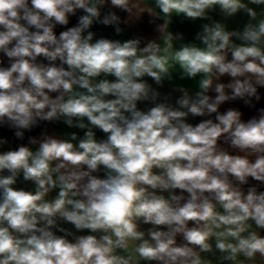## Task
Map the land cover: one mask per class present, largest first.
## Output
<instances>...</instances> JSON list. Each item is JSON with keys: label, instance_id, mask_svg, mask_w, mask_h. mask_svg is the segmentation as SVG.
Here are the masks:
<instances>
[{"label": "clouds", "instance_id": "obj_1", "mask_svg": "<svg viewBox=\"0 0 264 264\" xmlns=\"http://www.w3.org/2000/svg\"><path fill=\"white\" fill-rule=\"evenodd\" d=\"M262 90L264 0H0V127L83 131L0 150V264H264Z\"/></svg>", "mask_w": 264, "mask_h": 264}, {"label": "crops", "instance_id": "obj_2", "mask_svg": "<svg viewBox=\"0 0 264 264\" xmlns=\"http://www.w3.org/2000/svg\"><path fill=\"white\" fill-rule=\"evenodd\" d=\"M240 19L241 18H237V20L232 21L230 23V26L235 27L237 25V22ZM201 23H203V21L198 20V21L192 22V21L183 20L182 18H177L172 25V29L173 31L184 33L187 40H192L195 32L199 30ZM153 27H154L153 25L148 23V17L145 16L143 19V22L138 23L137 25L128 28L125 31V33L120 37L115 36L114 30L111 27H104V26L96 25L94 26L93 30L96 31L98 37L103 35L109 38L127 39L135 34L153 36L154 35ZM178 84L189 86L191 90H195V82L190 81V80H184V81L175 80L173 83L166 82L164 87L161 88L160 90L165 93L171 92L172 88ZM144 106L145 105L143 104L140 105V107H144ZM234 106L241 108L245 112L246 116L250 114L249 109L245 108L242 103H237ZM262 106H264V99H262V101L257 105V107H262ZM224 107H228V105H225ZM199 119L200 118H192L190 119V122L196 123L198 122ZM42 132H46L47 134L54 135V136L61 137V138H66L67 134L71 132H77L80 136L83 135L82 130H79L76 128H69L67 125H65L62 122L48 123L47 126L42 130ZM41 133L39 134V136L41 135ZM97 137L104 138V134L97 130ZM0 138L5 139L1 133H0ZM9 149H14L9 143L5 144L2 148H0V150H9ZM252 183H255V182H252ZM17 187H23V188L31 190L33 189L34 186L30 182L26 183L21 180V182H18ZM261 190H264V187H262ZM52 195H55V193H53ZM63 226L68 227V228L72 227L71 225H63Z\"/></svg>", "mask_w": 264, "mask_h": 264}, {"label": "trees", "instance_id": "obj_3", "mask_svg": "<svg viewBox=\"0 0 264 264\" xmlns=\"http://www.w3.org/2000/svg\"><path fill=\"white\" fill-rule=\"evenodd\" d=\"M76 23V18L73 17L71 18V25H74ZM63 29H61L60 27H58L56 29L57 34L59 33V31H61ZM49 122H41V124L32 129L31 131H26L25 132V139L24 140H19L15 137L14 135V129H10L8 127H0V133L3 135V137L8 141V143L13 147L16 148L19 144L23 143V144H27L28 142V137L30 136H36L38 137L39 134L42 132V130L47 126Z\"/></svg>", "mask_w": 264, "mask_h": 264}]
</instances>
